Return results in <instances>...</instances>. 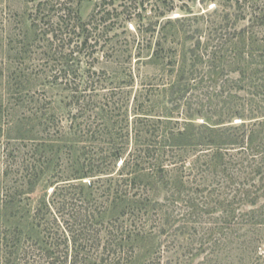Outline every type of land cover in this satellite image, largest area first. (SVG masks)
<instances>
[{"label":"trees","instance_id":"1","mask_svg":"<svg viewBox=\"0 0 264 264\" xmlns=\"http://www.w3.org/2000/svg\"><path fill=\"white\" fill-rule=\"evenodd\" d=\"M97 1L87 20L72 0L40 2L55 13L17 49L24 61L41 34L68 51L49 84L68 115L40 98L42 68L0 67V264H264V0H212L186 30L142 0L149 64L172 70L170 115L153 90L132 104V73L95 78L133 20L122 0Z\"/></svg>","mask_w":264,"mask_h":264},{"label":"rangeland","instance_id":"2","mask_svg":"<svg viewBox=\"0 0 264 264\" xmlns=\"http://www.w3.org/2000/svg\"><path fill=\"white\" fill-rule=\"evenodd\" d=\"M56 1L60 3H66L70 0H54V2ZM72 1L73 5H81V14L84 20H87L90 17L96 8V5L98 4L97 0ZM156 1L157 0H151V2L146 3L148 12H145L144 15H146L148 18L154 15L155 12L163 13L165 10L173 9L172 12H167L166 15L168 17L161 20V24L162 21H166L169 18L176 21V19L185 17L186 21L175 24L179 30H186L184 26L189 24V21H187L188 19H195L196 16L201 15L207 16L209 12H213L217 8L216 4L213 3L212 0H206L204 2L202 0H161L159 3H156ZM164 1L167 2L165 3ZM227 1L228 0H224L223 4L227 3ZM40 2H44V0H0V67L9 66L10 64L14 65L13 63L16 60L20 62L23 61V58L16 59L17 49L22 45L23 39L28 37L26 35L27 30L30 26H32L34 20L40 24L42 29L47 27V24L45 23L48 22L50 17L54 15L55 10L50 8V5H43L41 10H39L37 7ZM120 3H125L124 5H127L126 7L128 8V12L126 15L128 17L130 16V19L133 20L129 22L126 27H122L117 30V33L120 35L117 40L118 43H116L115 40L114 43L112 42L111 44H108L104 47V49H102V52H99L96 55L97 60L93 62V71H97L98 76L96 75L95 78H98L99 74H101L99 72L104 69L108 71V74H101L102 79H107L110 75H112L113 70H125V75L120 76L124 77L123 79L132 73L135 79V84L133 86L131 85L129 88L132 92V104L134 98L137 96L140 99L139 107L142 110V91H144L145 94L148 93L151 95L152 93L150 90H153L154 93H156V101L158 104L156 111L159 113H166L168 110L165 109L167 107L172 108L174 105H170L169 102L171 96L168 93H160L159 91H161V89L164 87L163 84L170 80L172 70L169 68H167V70H163L161 67H155L149 64V61L153 55L152 53L155 49L154 45L156 40L152 42H146L147 40H143L142 0H122L121 2L118 1L117 5H120ZM216 3L218 4V2ZM123 8H120L119 6L120 10ZM207 19L208 17H206L204 21H201V25H203ZM161 24L158 26V33L156 34V37L159 35ZM35 30L37 29L34 28L33 31ZM124 31L127 33H124ZM37 33H40L39 30ZM35 36L36 35H29V42H32V53L25 57L26 59L23 61L25 63L23 66H21V68L30 69L32 71L33 67H39L46 71L48 74H40L42 75L41 79L35 82L37 88L40 89V98L45 99L47 97H52L54 103L51 106V112L56 113L57 115H68V110L70 107L66 109L64 108V106L66 107V104L69 101L67 98L68 92H65L63 87L52 90L49 86L50 81L53 80L51 76L54 75V70H58L57 68H59L61 62L64 61L63 57H67L68 51H50L47 42L48 38L46 36L42 38L41 34H39V36L36 38ZM111 36H113V34L110 35V37ZM34 38L36 40H34ZM37 38H39V40ZM112 54L113 57L109 59L108 56ZM115 57L121 58V62L124 63L123 67L112 62L117 60ZM203 93H205V89L198 91L197 95H201L200 97L204 98L205 95H203ZM189 97L191 96L189 95ZM46 101L49 102L48 99ZM40 103L43 105L42 102ZM177 111L179 110H176L175 112L177 113ZM181 111H184V107L181 109ZM169 113L170 112L166 114ZM173 120L177 121L175 118ZM179 120L181 121L182 119ZM182 122L183 121H181V124ZM2 141L3 147L5 148L7 142L4 139ZM89 180L90 179H86L85 182H89ZM47 182L39 185L38 195H44L46 193L45 185ZM52 191L53 189H50L49 193Z\"/></svg>","mask_w":264,"mask_h":264}]
</instances>
